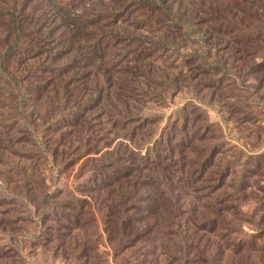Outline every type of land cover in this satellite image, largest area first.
Returning <instances> with one entry per match:
<instances>
[{
  "label": "rangeland",
  "instance_id": "obj_1",
  "mask_svg": "<svg viewBox=\"0 0 264 264\" xmlns=\"http://www.w3.org/2000/svg\"><path fill=\"white\" fill-rule=\"evenodd\" d=\"M146 2L115 29L143 46L168 45L146 61L159 77L149 80L152 102L141 115L152 122L153 139L173 129L176 162L185 166L172 170L174 191L155 190L156 211L146 220L135 200L125 209L126 230L105 226L108 208L92 187L93 167L118 143L135 155L145 149L104 125L95 102L76 109L89 98L87 70L61 78L71 95L66 102L53 91L39 100L28 95L22 105L24 87L49 84L43 71L71 56L51 64L20 58L18 50L0 60V264H264V0ZM6 24L0 19L1 53ZM73 81L79 83L71 90ZM72 113L95 116L82 142L78 128L61 122ZM145 193L138 189L136 198ZM69 200L81 201L79 223L65 220L75 212L69 205L60 206L55 221L53 205ZM178 222L197 232L188 260L178 252ZM149 228L146 245L138 234Z\"/></svg>",
  "mask_w": 264,
  "mask_h": 264
},
{
  "label": "trees",
  "instance_id": "obj_2",
  "mask_svg": "<svg viewBox=\"0 0 264 264\" xmlns=\"http://www.w3.org/2000/svg\"><path fill=\"white\" fill-rule=\"evenodd\" d=\"M146 3V0H0V19L7 23L1 36L4 48L0 52L1 63L16 56L18 50V54H25L19 55L20 58H43L51 64L60 57L71 56V60L64 64L43 71L53 79L49 84L44 81L34 86H25L19 96L22 105H27L25 101L28 95L39 100L51 95L53 91L56 97L66 102L71 95L68 97L67 84L64 85L61 78L77 69L87 70L86 79H89L91 85L83 92L89 98L83 97V106L76 105V109L82 113L88 109L89 104L95 102L99 107L97 117L103 118L104 125H109L112 131H123L124 140L137 149H145L143 155H135L127 145L118 143L114 152L104 155L92 170L93 180L98 185L92 187L102 196V202L108 208L104 213V225L119 227L121 232L129 224L130 216H127L125 209L130 204L135 205V200L142 201L141 217L142 221L146 220L147 215L144 214L156 211L153 205L157 200L155 190L160 185H166L168 190L174 191V184L169 178L172 170L176 165L185 167L180 152L178 159L181 162H176L175 144L171 143L173 129L168 128L157 139H153L156 135L151 130L152 122L141 115L142 109L152 102L153 96L149 85V80L154 81L151 79L153 73L146 61L157 60L161 56L159 51L167 48V43L147 41L148 45L143 46L140 41L135 43L126 35L120 36L115 29L118 24L127 23L133 13H140ZM120 5L121 10L116 11ZM123 10L127 13H122ZM28 78L31 79V76ZM77 83H70L73 86L71 90L77 87ZM85 86L83 84L82 87ZM78 116V113H72L69 116L71 121L69 118L65 121L63 117L61 122H66V126L71 129L78 128L75 132L82 142L87 137L89 129L86 128H89L95 116ZM106 141L109 143V140ZM81 147L84 148L83 145ZM141 175L144 178L139 180ZM140 188L146 193L136 198ZM79 202L69 200V203H55L49 214L57 221L55 212L60 211L61 205H69L75 212L66 215L65 220L79 223V215L82 214L80 210L83 208ZM150 233L152 230L149 228L138 234L146 245L153 239ZM175 233L179 238L177 243L181 259L188 260L196 244L197 232L178 222Z\"/></svg>",
  "mask_w": 264,
  "mask_h": 264
}]
</instances>
